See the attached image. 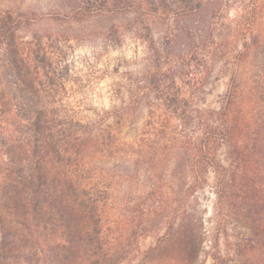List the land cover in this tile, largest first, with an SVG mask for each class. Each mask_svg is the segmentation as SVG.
<instances>
[{"label": "rangeland", "instance_id": "obj_1", "mask_svg": "<svg viewBox=\"0 0 264 264\" xmlns=\"http://www.w3.org/2000/svg\"><path fill=\"white\" fill-rule=\"evenodd\" d=\"M194 2L215 8L218 18L214 40L193 56L185 45L190 0H0V9L27 14L22 39L51 38L58 48L47 61L49 79L33 74L41 84H65L57 97L58 112L109 127L118 137L112 157L99 161L106 174L116 173L109 187H98L111 218L156 208V223H149L153 230L137 234L141 254L133 262L143 250L162 243L155 264H212L217 256L224 258L219 264H264L261 178L246 167L235 169L224 147L211 161L190 144L199 136L190 121L213 118L230 84H238L239 98L245 97L240 113L255 116L257 103L245 94L247 85L264 84V69L258 73L256 68L264 57L259 51L264 47V0ZM246 42L255 44L240 61ZM143 90L150 93L143 105L122 116L131 94ZM151 133H157L156 149L143 151L154 156L158 177L153 180L146 178L148 157L132 175V160L143 159L137 145ZM120 172L127 175L121 178ZM248 190L256 200L245 210ZM193 234L202 239L194 259Z\"/></svg>", "mask_w": 264, "mask_h": 264}, {"label": "trees", "instance_id": "obj_2", "mask_svg": "<svg viewBox=\"0 0 264 264\" xmlns=\"http://www.w3.org/2000/svg\"><path fill=\"white\" fill-rule=\"evenodd\" d=\"M135 8L137 17L140 7ZM27 18L25 12L0 9V264H155L163 252L162 243L143 250V256L133 261L141 254L137 234L153 230L149 227L156 223V208L152 206L146 213L132 210L118 221L111 218L107 199L98 187H109L116 173L106 174L99 161L112 157L118 137L109 127L58 112L57 97L65 84H41L38 76H33L41 73L48 78L51 63L47 61L58 48L51 38L34 35L22 39ZM215 18V8L190 0V29L185 43L190 56L207 49V43L214 40ZM247 24L251 26L250 21ZM173 37L180 40L175 33ZM254 44L246 42L240 61ZM259 51L263 57L264 47ZM262 60L256 62L258 73L264 69V57ZM195 69L200 71V65ZM200 79L196 82L201 83ZM241 91L238 84H230L213 118L201 116L190 121L199 132L190 144L197 155L204 153L211 161L216 149L224 147L235 169L246 167L251 175L261 178L263 185L264 84L246 88L245 96L257 103L253 118L247 117L245 110L240 113L245 99L239 98ZM147 94V90L142 95L132 93L122 116L142 106ZM156 136L151 133L137 145L143 159L132 160V175L146 165L148 157L146 178L158 177L154 156L143 151L148 148L147 153H154ZM126 175L118 173L121 178ZM152 187L154 190L155 184ZM252 190L244 195L245 210L255 204ZM259 200L264 202V186ZM143 214L145 219L140 218ZM201 243L202 239L193 234L192 259ZM213 260L212 264H219L224 258Z\"/></svg>", "mask_w": 264, "mask_h": 264}]
</instances>
